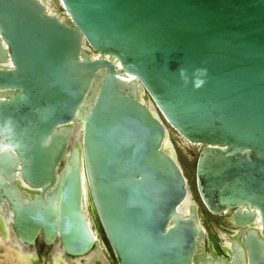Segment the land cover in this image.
<instances>
[{
  "label": "water",
  "instance_id": "water-1",
  "mask_svg": "<svg viewBox=\"0 0 264 264\" xmlns=\"http://www.w3.org/2000/svg\"><path fill=\"white\" fill-rule=\"evenodd\" d=\"M59 1L0 0V228L89 255L86 183L118 264H264V0ZM165 122L242 228L223 256Z\"/></svg>",
  "mask_w": 264,
  "mask_h": 264
},
{
  "label": "rangeland",
  "instance_id": "rangeland-1",
  "mask_svg": "<svg viewBox=\"0 0 264 264\" xmlns=\"http://www.w3.org/2000/svg\"><path fill=\"white\" fill-rule=\"evenodd\" d=\"M48 8L54 14H60L63 12L61 3L59 0H47ZM69 22L68 19H65ZM143 98L147 103L150 102V99L147 94L143 95ZM166 124V127L169 132L170 141L175 149L178 161L182 166L184 174L188 180V184L193 194L194 200L198 203L200 208V219L203 227L206 230L205 240L212 242L213 240L219 239L220 230L225 231V228H231L227 222L226 216H215L211 214L207 208L203 205L197 190L196 182V167L199 155L201 153L202 147L197 145H192L188 143L181 135H179L169 124ZM88 217L91 222L94 232L98 236L99 244L102 247V252L104 258H106L109 264H117L113 254L111 253L108 243L103 235V231L99 224L97 217L95 216L91 207L88 208ZM36 248L39 253V258L49 259L50 248L41 245H36ZM0 250L4 251L3 256L0 255V264H40L39 260L31 253H19L12 249V246H7L3 240H0ZM49 250V251H48ZM4 257V259H3ZM44 264V263H43Z\"/></svg>",
  "mask_w": 264,
  "mask_h": 264
},
{
  "label": "flooded vegetation",
  "instance_id": "flooded-vegetation-1",
  "mask_svg": "<svg viewBox=\"0 0 264 264\" xmlns=\"http://www.w3.org/2000/svg\"><path fill=\"white\" fill-rule=\"evenodd\" d=\"M219 216H226L227 217V222L229 224V226L231 228H225V231L220 230V237L219 239L213 240L212 242H210L209 240H207L205 242V248L206 251L209 252V244L212 243L216 252L218 253L219 256H223L224 252L222 251L221 247L227 243H232V237L237 235L238 232H240L242 230L241 227H237L233 221H232V212L226 214V215H219ZM2 217V223H3V230L0 229V240H3V242L7 245V246H12V249L16 252L19 253H31L34 254V256L39 260L40 264H109L106 260V258H104L103 252H102V247L99 244V240H98V236H97V247L94 248L93 252L87 256L85 259L81 260V259H77V258H70L66 255H62L61 253H58L57 251H54V247L53 246H48L46 245L42 240L38 241L34 246H27V247H23L20 244H18L17 242H19L17 240V237L15 235V233H13V235L11 234H7L6 231H8V222L7 219L5 217L4 214H1ZM6 220V221H5ZM7 225V226H6ZM6 227V228H5ZM6 234V236L4 235ZM104 235V233H103ZM106 239V238H105ZM107 241V240H106ZM108 243V242H107ZM41 245L46 246L48 248H50L49 251V259L47 258H43L42 259L39 258V253L37 251L36 245ZM109 246V244H108ZM109 249L111 251V253L113 254L110 246ZM58 253V256H57ZM4 251L0 250V255L3 256ZM56 256V257H55ZM114 256V254H113ZM58 257V259H56ZM115 258V256H114ZM4 259V257H3ZM59 260V261H58ZM116 260V258H115ZM58 261V262H57ZM117 262V261H116ZM12 264V263H11ZM118 264V263H117Z\"/></svg>",
  "mask_w": 264,
  "mask_h": 264
},
{
  "label": "bare ground",
  "instance_id": "bare-ground-1",
  "mask_svg": "<svg viewBox=\"0 0 264 264\" xmlns=\"http://www.w3.org/2000/svg\"><path fill=\"white\" fill-rule=\"evenodd\" d=\"M142 94H143V92H142ZM150 106H151V108H152V110H154V107H153V104H151L150 103ZM81 132H82V126L80 125V124H78V125H75V132H74V140H73V143H78V141L80 140V138H81ZM164 149L168 152V153H170V152H172L173 150H172V146H171V142H170V139L168 138L167 140H166V142H165V144H164ZM84 193H85V197H84V208H85V211H86V214H87V210H88V208L89 207H92L91 206V204H92V201H91V198H90V195H89V190H88V187L86 186V183L84 184ZM93 205V204H92ZM1 208H2V206H0ZM190 210H191V207H189V206H183V207H181L180 208V211H181V213H183L184 215H189V213H190ZM5 215V214H4ZM88 215V214H87ZM6 217V219H7V222H8V231H6L7 232V234L9 233V234H11V235H13V233H15L14 232V230H13V226H12V214H8V215H6L5 216ZM6 221V220H5ZM7 226V225H6ZM6 228V227H5ZM1 229V228H0ZM249 228L248 227H245L244 229H243V232L244 231H246V230H248ZM1 230H3V227H2V229ZM239 233V232H238ZM95 234V233H94ZM5 236H6V234H4ZM16 235V234H15ZM96 235V234H95ZM17 237V236H16ZM17 240L19 241V242H17L18 244H20L21 246H23V247H27V245H25L22 241H20L18 238H17ZM96 243H97V236H96ZM226 247H227V249H228V251L229 252H231V243H227L226 244ZM54 251H57L58 253H61L62 255H64V253H63V250H62V248L59 246V244L56 246V248H55V250ZM58 253H57V256H58ZM91 254V253H90ZM89 254V255H90ZM89 255H86V256H84V257H81V258H77V259H81V260H83V259H85L87 256H89ZM56 257V256H55ZM56 259H58V257L56 258ZM59 261V260H58ZM57 261V262H58Z\"/></svg>",
  "mask_w": 264,
  "mask_h": 264
}]
</instances>
